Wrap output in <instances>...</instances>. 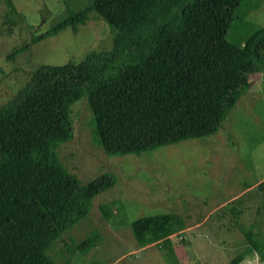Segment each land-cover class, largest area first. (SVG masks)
Wrapping results in <instances>:
<instances>
[{
    "label": "trees",
    "instance_id": "obj_1",
    "mask_svg": "<svg viewBox=\"0 0 264 264\" xmlns=\"http://www.w3.org/2000/svg\"><path fill=\"white\" fill-rule=\"evenodd\" d=\"M243 1L88 0L10 54L65 29L76 34L92 14L112 33L108 50L36 66L0 106V264H56L52 247L66 245L63 235L114 184L111 175L101 174L82 185L59 160L58 149L73 136L75 102L85 99L93 142L108 157L138 156L218 133L251 77L264 72V27L249 30L243 44L226 39ZM5 2L9 20L17 12ZM253 192L261 195L264 211V183ZM241 204H232L233 217L242 213ZM99 211L103 219L111 215L109 205ZM185 227L182 216L170 213L131 223L137 246L166 249L172 264L180 263L169 238ZM241 232L264 264V237L251 228ZM94 241L85 238L76 249L85 253ZM242 260L238 255L226 264Z\"/></svg>",
    "mask_w": 264,
    "mask_h": 264
},
{
    "label": "rangeland",
    "instance_id": "obj_2",
    "mask_svg": "<svg viewBox=\"0 0 264 264\" xmlns=\"http://www.w3.org/2000/svg\"><path fill=\"white\" fill-rule=\"evenodd\" d=\"M10 1L18 16L7 20L8 7L0 0V106L36 66L77 62L91 50L110 48V29L92 14L76 34L65 29L10 55L88 0ZM254 27H264V0L242 2L226 39L243 44ZM71 111L73 136L58 149L60 162L82 185L101 174L111 175L114 184L94 197L88 216L63 235L66 245L52 247L49 255L56 264H172L169 251L156 244L139 248L131 230L139 218L169 213L182 216L186 224L169 238L176 262L226 264L242 255L239 264H262L247 249L241 231L251 228L264 237L263 200L253 192L264 183V72L251 77L218 133L138 156H106L93 142L85 99L75 102ZM237 199L242 200L238 218L230 211ZM101 205L110 206L107 219L99 211ZM88 237L95 238L94 246L79 252L76 244Z\"/></svg>",
    "mask_w": 264,
    "mask_h": 264
},
{
    "label": "bare ground",
    "instance_id": "obj_3",
    "mask_svg": "<svg viewBox=\"0 0 264 264\" xmlns=\"http://www.w3.org/2000/svg\"><path fill=\"white\" fill-rule=\"evenodd\" d=\"M249 35V34H248Z\"/></svg>",
    "mask_w": 264,
    "mask_h": 264
}]
</instances>
